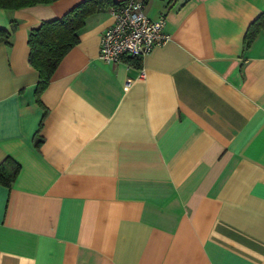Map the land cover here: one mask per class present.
Returning a JSON list of instances; mask_svg holds the SVG:
<instances>
[{
    "label": "crops",
    "instance_id": "obj_1",
    "mask_svg": "<svg viewBox=\"0 0 264 264\" xmlns=\"http://www.w3.org/2000/svg\"><path fill=\"white\" fill-rule=\"evenodd\" d=\"M81 1L0 7V264H264V0H144L171 39L117 63L108 3L39 101L30 32Z\"/></svg>",
    "mask_w": 264,
    "mask_h": 264
},
{
    "label": "trees",
    "instance_id": "obj_2",
    "mask_svg": "<svg viewBox=\"0 0 264 264\" xmlns=\"http://www.w3.org/2000/svg\"><path fill=\"white\" fill-rule=\"evenodd\" d=\"M55 0H0V7L15 9L39 3H50ZM117 0H82L60 17L43 20L32 29L29 35V61L37 69L39 80L36 86V97L48 84L53 72L64 55L78 42V33L84 26L86 18L108 3L118 5ZM264 29V12L260 13L249 25L245 33V46H248L255 35ZM10 32L0 26V41H9ZM128 61H138L141 56H126ZM42 139H37V146ZM21 165L12 157H6L0 163V183L10 186L16 179Z\"/></svg>",
    "mask_w": 264,
    "mask_h": 264
},
{
    "label": "built area",
    "instance_id": "obj_3",
    "mask_svg": "<svg viewBox=\"0 0 264 264\" xmlns=\"http://www.w3.org/2000/svg\"><path fill=\"white\" fill-rule=\"evenodd\" d=\"M112 12L114 22L101 35L98 57L104 62L117 63L126 56H143L155 45L171 39L165 29V15L151 17L144 0H123L112 6Z\"/></svg>",
    "mask_w": 264,
    "mask_h": 264
}]
</instances>
